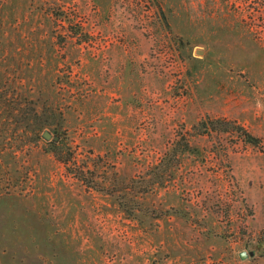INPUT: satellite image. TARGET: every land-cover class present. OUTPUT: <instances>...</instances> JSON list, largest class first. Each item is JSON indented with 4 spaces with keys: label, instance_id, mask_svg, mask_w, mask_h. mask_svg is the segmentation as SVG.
Segmentation results:
<instances>
[{
    "label": "rangeland",
    "instance_id": "1",
    "mask_svg": "<svg viewBox=\"0 0 264 264\" xmlns=\"http://www.w3.org/2000/svg\"><path fill=\"white\" fill-rule=\"evenodd\" d=\"M0 264H264V0H0Z\"/></svg>",
    "mask_w": 264,
    "mask_h": 264
},
{
    "label": "trees",
    "instance_id": "2",
    "mask_svg": "<svg viewBox=\"0 0 264 264\" xmlns=\"http://www.w3.org/2000/svg\"><path fill=\"white\" fill-rule=\"evenodd\" d=\"M202 126H204L207 124L209 126V128H211L212 130L216 129L218 131H223V132H227L228 130H230V126H234L232 125L231 122H227V121H221V120H214V121H209L208 123H200ZM235 128L236 132L239 133V135L242 137L243 141L245 143L251 144L253 146H256L259 143V140L255 137H253L252 135H250L249 133H247L242 127H233ZM50 152L57 157V159L66 167L69 168V163L71 161V156L72 154L69 153L67 151V149L64 148L63 145H61L60 140L58 139V141H51L50 142ZM188 151V145L185 144L182 151L181 152H186ZM64 155V156H63Z\"/></svg>",
    "mask_w": 264,
    "mask_h": 264
},
{
    "label": "water",
    "instance_id": "3",
    "mask_svg": "<svg viewBox=\"0 0 264 264\" xmlns=\"http://www.w3.org/2000/svg\"><path fill=\"white\" fill-rule=\"evenodd\" d=\"M42 137L45 139V140H53V141H58L59 137L58 136H53L51 138V134L48 132V131H45L43 134H42ZM253 256V252L250 251L249 253L245 252V251H242L239 253V258L240 260H245L247 259L248 257H252Z\"/></svg>",
    "mask_w": 264,
    "mask_h": 264
}]
</instances>
